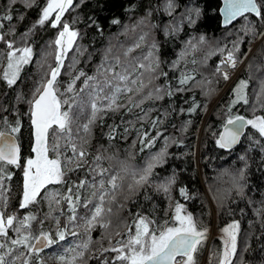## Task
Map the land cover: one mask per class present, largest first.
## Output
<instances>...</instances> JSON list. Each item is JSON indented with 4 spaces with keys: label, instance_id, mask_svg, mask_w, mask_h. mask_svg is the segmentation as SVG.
<instances>
[{
    "label": "trees",
    "instance_id": "trees-1",
    "mask_svg": "<svg viewBox=\"0 0 264 264\" xmlns=\"http://www.w3.org/2000/svg\"><path fill=\"white\" fill-rule=\"evenodd\" d=\"M73 2L76 6L68 12L66 11L64 20L71 23L79 32L77 44L87 51L76 57L79 63L74 67H70V65L72 64V57L76 56L75 51L70 52L66 58L62 74L58 77V87L61 93L74 78L73 73L78 74L80 70H83L88 75H94L97 66L104 59L105 51L109 48L113 50L110 55H120L122 59L123 52L128 48H133V52L129 53L130 57L139 58L147 55V52H144L142 41L139 48L134 47L137 44L134 41L141 38L145 32L149 36L153 34V38H147L153 41L155 45L153 55L160 62V72L157 74L159 78L154 82L155 87L162 89L163 98L144 101L142 108L148 113L145 119H138L139 109H134L132 113L126 109H121L118 112H108L103 115L102 119L93 126L92 134L88 138L89 163H91L92 157L102 154L105 157L113 158L112 160H103V167H109L117 161L125 160L137 165L142 163L150 153L160 151L165 145L164 138L167 137L165 163L158 166L155 173L161 179L173 174L176 178L175 184L167 195L162 191H156L155 185L159 181L153 178L152 180H156V184L154 183L152 186L149 183L140 192L134 194L130 200H125L124 196L120 195L114 204H106V208H112L111 214L105 217V222H109L110 226L105 229L97 225L91 231L89 249L86 250L84 258L78 262L81 264H100L99 258L110 259L114 257L115 253L103 252V249L119 247L117 241L123 239L122 237L129 230V225L133 226L132 231L134 233L133 218L137 213L154 220L157 225H163L166 220L171 222L172 206L181 204L186 211L204 223L202 228L210 226L211 212L204 194L205 184L210 195L219 201L216 214L217 226L230 221H239L240 223L238 235L241 238V244L238 251L239 259L237 262L235 261V264H264V211L258 214V210H264V163H262L264 152H261L259 147H250L249 140L250 136L256 139L260 138L255 130L247 126L239 144L231 150L220 149L215 143L221 126L227 120L225 119L227 115L247 117L248 111L253 110L260 116H264V108L261 107V104L264 103V96L259 99L257 97V93L260 91V81L264 80V72H255L249 68L250 64L254 67L264 68V39L251 35L245 37V42L241 46L240 60L254 41L258 40L257 44L234 80L230 84H225L220 82L221 79L215 75L214 71L211 73L210 68L212 69V66L217 65L220 60L221 55L216 51L218 47L227 46L231 48L234 41L244 36L240 29L244 26L245 21L238 18L231 25L222 27L219 14L220 0H175L174 12L177 15L182 14L186 8L199 10V15L191 12L189 18L195 21L192 24L188 23L189 18L184 20L181 19V16L170 15L165 7L166 0H73ZM257 2L264 4V0H257ZM44 4L45 0H35L30 8L26 7L23 2H18L10 8L11 0H0V13L11 10L13 15L11 22L3 21L4 32L9 33L11 39L10 30L15 28L17 30L16 38L19 40L20 33L32 28ZM21 16L24 17L22 20L20 19ZM113 19L119 20L120 23L112 24ZM248 19L253 24L258 23V18L252 14H249ZM95 25H99V28ZM135 30H139L140 35L136 34L134 38L133 35H127V31L133 32ZM257 30L264 32V28L258 27ZM56 35L57 30L50 26L36 27L30 37L34 49V62L25 66L19 82L12 88H9L6 82L0 81V106L7 110L0 112V115L7 116L13 122L20 119L21 130L15 135L18 137L22 157L27 153L29 155L33 145L30 119L25 114L29 110V104L26 101L32 98L34 86L44 77L49 66L55 64L54 56L45 57L41 53L44 46H47L44 52H50V41H53ZM200 36H204L206 42L212 41L217 45L215 48L205 50L204 54H199L196 48H186L189 41L196 42ZM18 46L20 45L18 44ZM3 48L4 45L0 43V50ZM212 52L214 54L210 55ZM182 53H185L183 57H181ZM89 55L91 56L90 59ZM163 73H167V77ZM185 73L191 74L194 79L185 86L186 91L177 92L176 89L180 87L179 80ZM204 76H211L210 80H219L222 101L220 100L218 104L221 106L223 104L222 107L227 114L216 119L214 115L220 112H212L204 127V132L198 138V130L203 120V111L207 102L199 88V83L204 82ZM250 77L253 78L250 79ZM242 79L250 81L249 87L246 89L249 104L245 105L242 102L232 104L234 99L232 88ZM82 86V80L76 82L77 91ZM169 90L174 95L169 96L167 94ZM254 92L256 93L254 94ZM17 93L24 96L23 101H17ZM120 102L125 103L126 97L121 98ZM230 105L231 111H229ZM194 106L196 111L190 112L189 108ZM87 113V109L80 113L78 123L87 122ZM157 119L161 123L154 128L151 121ZM112 127L116 128L117 132L116 138L110 140L107 133ZM125 128L129 129L127 134L124 132ZM0 130L7 129L0 127ZM141 130L147 131L149 137L155 136L157 131L162 133L153 147L145 149L143 152H141V145L138 142V137L142 134ZM134 141L137 143L134 144ZM198 141L199 149L197 148ZM61 143L63 142L61 141ZM54 156V153H50V157L54 158ZM241 156H245L246 159L241 161ZM223 169L235 174H238L240 169H244L245 178L242 181V195L237 190L232 189L227 177L223 179L216 177L219 170L221 172ZM10 171L13 178L11 181L6 180L4 182L6 192L3 195L7 198V212L11 215L21 213L25 209L19 207L22 169L11 167ZM64 171L67 182L71 183L76 181L77 177L85 178L87 169L78 173H68L67 168ZM181 188L187 190L189 198L186 199L181 195ZM66 189L67 183L49 186L50 192L57 191L66 194ZM229 189L232 190L229 191ZM90 190V187L89 189H82L81 195L90 196ZM125 194L127 193L125 192ZM62 208L65 214L64 218L63 215L59 216L61 227L67 222L68 216L66 205H63ZM27 210L38 217L32 227L35 228L36 225L37 229L42 227L45 231L55 233L56 219L47 216L50 211L47 201L41 198L36 204L30 205ZM85 214L86 210L83 207L78 209L79 216H85ZM40 221L43 223L41 224ZM78 223L82 224V221H78ZM70 230L77 231L80 235L76 238L68 236L66 241L61 242V248L54 246L51 250H45L43 254L46 251L64 249L68 242L74 243L75 246L87 238L82 226L76 228L70 226ZM201 258V254L195 256L197 264L201 263Z\"/></svg>",
    "mask_w": 264,
    "mask_h": 264
},
{
    "label": "snow or ice",
    "instance_id": "snow-or-ice-1",
    "mask_svg": "<svg viewBox=\"0 0 264 264\" xmlns=\"http://www.w3.org/2000/svg\"><path fill=\"white\" fill-rule=\"evenodd\" d=\"M18 2H23L30 8L35 0H11L10 8ZM75 6L73 0H45L38 19L32 28L19 34V40L16 38L15 28L10 30L11 39L9 33L4 32L3 21L13 20L11 10L0 13V43L4 45V48L0 50V58H3L5 65L0 70L2 71L0 81L6 82L9 88L19 82L25 66L34 62V49L30 40L33 30L39 26H50L57 30L55 39L50 41V46L54 48L55 64L49 66L44 77L34 86L32 98L26 101L29 104V110L25 114L30 119L33 136L32 155L27 158L21 155V147L15 135L21 130L20 119L13 122L7 116L0 115V127L7 129L0 130V264H44L42 258L44 251L51 250L54 246L61 248V242L66 241L68 236L76 238L80 235L77 231L70 230V226L72 228L82 226L87 238L74 247L63 249V254L56 257L60 264H77L89 249L91 231L97 225L105 229L110 226L109 222H105V217L111 214L112 208H106V204H114L120 195H123L125 200H130L153 178L159 181L155 185L156 191H162L166 195L175 184V174L161 179L155 173V169L165 163L167 137L164 138V147L158 152L150 153L143 165L131 164L125 160L103 167V160L113 158L102 154L92 157L89 163L88 138L92 134L93 126L102 119L103 115L108 112H118L121 109H126L129 113L139 109L138 119H145L148 113L142 108L144 101L163 98L162 89L154 86V81L159 78L157 74L160 72V62L152 52L136 58L129 56L133 48H128L123 52L122 59L120 55H110L113 50L109 48L105 51L104 59L97 66L94 75H88L83 70H80L78 74L73 73L74 78L61 93L58 77L62 74L66 58L70 52L75 51L76 56L72 57L70 65L74 67L79 63L76 57L87 51L77 44L79 32L71 23L63 19L66 11ZM165 7L171 15L175 9V0H166ZM219 11L223 16L224 26L231 25L238 18L245 21L240 29L244 36L234 41L231 48L225 46L218 47L216 50L222 59L216 66L215 75L227 81L230 76L222 69L236 67L245 37L251 35L264 39V32L257 30L258 27L264 28V4H258L257 0H223V7ZM188 12L189 16L191 12L199 15L198 9H190ZM249 14L258 18L257 24H253L248 19ZM23 18V16L20 17L21 20ZM111 23L119 24L120 21L113 19ZM188 23L192 24L195 21L189 18ZM95 26L99 28V25ZM140 39L143 41L144 37ZM205 42L206 38L200 36L196 42L189 41L186 48L195 49L198 44ZM140 46V43H137L134 47ZM212 54L214 53H210ZM51 55H53L51 52L45 53V57ZM184 55L185 53H182L181 57ZM249 68L255 72H264V68L254 67L252 64ZM163 75L167 77V73ZM193 79L191 74H183L179 80L180 87L176 91H186L185 86ZM81 80L83 86L77 91L76 82ZM249 82V80H239L232 88L234 97L232 104L241 102L245 105L249 104L246 92ZM167 94L174 95L171 90ZM261 96H264V80L260 81V91L257 93L258 99ZM124 97L126 102L121 103V98ZM23 100L24 96L17 93V101ZM261 107L264 108V103ZM84 109L88 110L87 122L81 124L78 123V118ZM3 111L7 110L0 106V112ZM189 111H196V107L189 108ZM229 111H231V105ZM151 123L155 128L161 121L157 119L152 120ZM246 125L255 129L260 138L250 136V147H259L261 152H264V116H255L252 119L230 116L218 133L216 145L220 149L231 150L241 140ZM116 132V128H110L107 133L108 138L115 139ZM124 132L127 134L129 129L125 128ZM141 132L142 134L138 137L141 152L151 149L156 140L162 136L159 131L152 137H149L147 131L141 130ZM50 153L55 154L54 158L50 157ZM245 159V156L240 157L241 161ZM11 167L22 169L20 209H27L41 198L47 201L50 209L47 216L56 219L55 233L45 231L42 227L34 230L32 222L38 220L36 215L29 214L20 218L7 214L5 211L7 198L3 193L6 192L4 182L11 181L13 178ZM65 168L68 169V173H78L87 169L85 178L77 177L76 181L68 183ZM224 177L228 178L232 189L243 194L244 169H240L238 174L225 170L218 178ZM66 183V194L49 191L50 185ZM89 187L92 189L91 195L82 196L81 190ZM180 192L186 199L189 198L186 189L181 188ZM62 205H66L68 213L67 222L63 227L60 226L59 219V216L65 214ZM81 207L86 210L85 216L78 215V209ZM262 211L264 210H258V214ZM78 221H82V224ZM40 223L42 224L43 221ZM133 225L134 234L133 226L129 225V230L124 234L127 240L117 241L119 247L103 249V252L111 251L116 255L110 259L99 258L100 264H197L195 256L207 240V229L199 228L192 214L187 213L180 204L176 205L171 222L166 220L163 225H157L154 220L137 213L133 218ZM222 232L224 234L223 249L216 257L215 264H235V258L238 256L239 221H233L222 229ZM211 260L210 257V264Z\"/></svg>",
    "mask_w": 264,
    "mask_h": 264
},
{
    "label": "rangeland",
    "instance_id": "rangeland-1",
    "mask_svg": "<svg viewBox=\"0 0 264 264\" xmlns=\"http://www.w3.org/2000/svg\"><path fill=\"white\" fill-rule=\"evenodd\" d=\"M188 8H186L185 11H183V13H179L178 15L174 12V10L172 11V14L173 16H181L182 18L181 19H184V20H188L189 18V12H188ZM68 12V11H67ZM188 13V15H187ZM67 14V13H66ZM181 14V15H180ZM177 18V17H176ZM64 19V17H63ZM177 20V19H176ZM173 26V25H172ZM175 27V25H174ZM141 29V28H140ZM133 35V38L135 37L136 34L140 35L139 33V30H135V31H127V35ZM152 35V36H151ZM150 36L148 35L147 32L143 33V41H142V45H143V48H144V52H147V55L149 52H152L153 53V41H151L149 38H153V34H151ZM149 37V38H147ZM132 38V39H133ZM129 40V39H128ZM258 41V40H257ZM257 41H254L249 50L247 51L246 54L242 55L243 58L237 63L236 67L234 69H231V68H227L225 67L224 69H222V71H227L229 76H230V79L227 80V81H224L221 79L220 82L222 83H225V84H230L236 74L238 73V71L244 67L245 65V62L247 60V58L249 57L251 51L254 49L255 45L257 44ZM135 43H141V39H137L134 41ZM205 42L203 44H198V46L196 47V49L198 50V53L199 54H204L205 50L207 51L208 49H211V48H215V46L217 45V43L215 42ZM44 46V45H43ZM47 46H44V49L46 48ZM44 49L41 53L42 56H45V53L44 52ZM49 51L51 53H53V55H51L50 57H53L54 56V48L52 46H50L49 48ZM215 52V51H213ZM212 52V53H213ZM226 55V53H225ZM222 59V56L220 57V60ZM220 60L218 61V63L220 62ZM4 61H3V58H0V70L3 69L4 67ZM216 66L217 65H214L212 66V69L210 68L211 70V73L214 71L215 73V70H216ZM0 75H2V71H0ZM211 76H204L203 77V83H199V88L202 90L201 92L203 93V97L207 100L206 102V105H205V109H204V116H203V120L199 126V130H198V138L202 135V133L204 132V127L207 123V120L210 116V114L213 112H220L219 114L216 113L214 115V117L217 119V118H222L223 116H225V114H227V112L223 109V104L222 106L219 105L218 103L220 102L221 100V96H222V90H221V87H220V83H219V80L218 79H215V80H210ZM154 86H155V82H154ZM256 92H254L255 94ZM146 95V93H145ZM222 101V100H221ZM255 109V108H254ZM255 116H260L259 114L255 113L253 110L251 111H248V114H247V119H252L254 118ZM230 116L227 115V117H225V119H228ZM232 117V116H231ZM235 117V116H233ZM250 127V126H249ZM251 128V127H250ZM255 130V129H253ZM256 131V130H255ZM32 148V147H31ZM30 148V150H31ZM197 148L199 149V141H198V145H197ZM197 149V150H198ZM30 155H32L31 151L28 155L25 154L24 158H27L29 157ZM144 161L140 164H137V165H143ZM197 165L199 166V163L197 162ZM221 168H224V167H221ZM219 168V169H221ZM218 169V168H217ZM225 171V169L219 170V173H217V178L221 176V174ZM229 172V171H228ZM232 173V172H231ZM232 174H235L234 172ZM237 174V173H236ZM225 178V177H224ZM220 180V179H219ZM156 180H151L149 183L153 184L155 183ZM218 182V181H217ZM156 184V183H155ZM5 186V185H4ZM89 189V188H87ZM92 191V189L90 190V192ZM89 192V193H90ZM204 194L208 200V203H209V206H210V212H211V224L210 226L208 227H204L202 228L203 226V222L196 216L192 215L194 220L196 221L197 225L199 228L201 229H207V240L205 242V245L202 246L199 251L197 252L196 255L198 254H201L202 255V258H201V263L200 264H210V257L212 258L211 260V264H215V261H216V257L219 255V253L222 251L223 249V237H224V234L222 232V229H224L227 225H229L230 223H232L233 221H230L224 225H221V226H217L216 224V214H217V205L219 203L218 199L212 197L208 191V189L206 188L205 184H204ZM176 205H173V209H172V214H171V218H172V215L174 214L175 212V208H176ZM181 205V204H180ZM63 206V205H62ZM183 207V205H181ZM183 209L186 211V209L183 207ZM7 204H6V208H5V211L7 212ZM25 211V212H24ZM22 211L21 213H18V214H11V215H16L20 218H23L25 215H29L31 213H29V211L26 209ZM187 213H189L188 211H186ZM24 215H23V214ZM7 214H9V212H7ZM63 218H64V215H63ZM61 220V219H60ZM34 222H32L33 224ZM36 224V223H35ZM56 224V222H55ZM169 226H171V223H169ZM35 228H36V225H35ZM35 228L33 227V229L35 230ZM37 229V228H36ZM134 234V233H133ZM14 235V234H13ZM125 241L127 240V236H123L122 237ZM240 244H241V238H239V235H238V251L240 249ZM69 247H74V243L72 242H68V244L64 247V249L66 248H69ZM60 254H63V249H56L55 251H46L45 254L42 255V258L44 260V263L45 264H60V262L58 261V259L56 258L58 255ZM71 255V254H70ZM239 259V257L237 256L235 258V261L237 262V260ZM77 264H81L80 262H77Z\"/></svg>",
    "mask_w": 264,
    "mask_h": 264
},
{
    "label": "water",
    "instance_id": "water-1",
    "mask_svg": "<svg viewBox=\"0 0 264 264\" xmlns=\"http://www.w3.org/2000/svg\"><path fill=\"white\" fill-rule=\"evenodd\" d=\"M220 3H221L220 8H222V7H223V0H220ZM220 8H219V9H220ZM219 14H220V18H221V24H222L223 27H225L224 24H223V16H222V14L220 13V11H219ZM234 22H235V21H234ZM234 22H233V23H234ZM243 117H244V116H243ZM245 119H246V118H245ZM222 126H223V125H222ZM222 126H221V128H220V131L222 130ZM246 127H247V125H246L245 128H244V132H245ZM31 134H32V128H31ZM243 135H244V133L242 134V136H243ZM242 136H241V138H242ZM32 139H33V136H32ZM17 142H18V140H17ZM239 142H240V141H239ZM239 142H238V144H239ZM18 144H19V142H18ZM238 144H237V145H238ZM19 145H20V144H19ZM237 145H235L234 147H236ZM234 147H233V148H234ZM244 264H247V263H244Z\"/></svg>",
    "mask_w": 264,
    "mask_h": 264
},
{
    "label": "bare ground",
    "instance_id": "bare-ground-1",
    "mask_svg": "<svg viewBox=\"0 0 264 264\" xmlns=\"http://www.w3.org/2000/svg\"><path fill=\"white\" fill-rule=\"evenodd\" d=\"M222 25V24H221ZM223 27V26H222ZM238 116H242V115H238ZM245 117V116H244ZM246 118V117H245ZM247 119V118H246ZM248 126V125H247ZM247 128V127H246ZM245 131H246V129H245ZM245 133V132H244ZM248 264V263H247Z\"/></svg>",
    "mask_w": 264,
    "mask_h": 264
}]
</instances>
